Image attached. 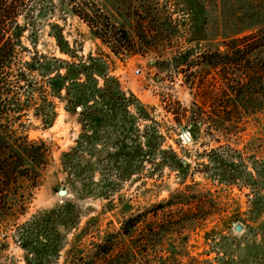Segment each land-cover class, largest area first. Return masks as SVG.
I'll return each instance as SVG.
<instances>
[{"label":"trees","instance_id":"16d2710c","mask_svg":"<svg viewBox=\"0 0 264 264\" xmlns=\"http://www.w3.org/2000/svg\"><path fill=\"white\" fill-rule=\"evenodd\" d=\"M46 2L0 0V255L8 249V238L12 237L24 250L25 264H60L62 258V264H188L191 261H182L188 256L183 249L182 230L199 225L219 211L210 190L209 198L192 190L197 183L186 184L151 208L130 214L118 230H107L98 241L88 244L83 239L90 233L89 223L94 219L80 229V211L72 201L39 210L20 223L29 213L44 170L53 161L52 143L29 137L32 120L50 126L56 117L54 98L65 101L70 113L79 114L82 132L78 145L61 158L70 176L71 164H80V151L95 147L101 130L107 144L117 139L122 148L140 149L145 134L137 122L138 118L148 117L146 109L124 90L112 72L117 60L145 57L156 51L155 39L171 40L179 32L176 20L153 0H59L60 8L83 21L91 38L100 40L108 49L98 46L95 53L80 54L82 46L76 40L72 45L64 27L51 23L49 35L67 56L59 58L36 48V19L54 10L53 4V9L47 10ZM191 11L197 17L192 40L200 43L208 35L203 30L204 23ZM240 20L242 24L251 22L250 26L225 34L223 50L210 47L196 55L200 50L193 46L158 62L160 69L164 65L189 66L190 75L197 76L196 84L206 86L215 104L217 117L205 120L218 123L228 142L238 141L249 125L261 127L264 121V13L260 16L245 12ZM24 38L31 46L25 45ZM193 66H203L205 74L219 77L213 81L200 78L197 73L203 68L191 70ZM193 106L195 119H204L203 108L195 102ZM133 107L138 116L132 113ZM162 141L156 136L147 144L159 148ZM226 146L227 151L217 153L197 171L220 184L249 186L253 171L248 170L243 152L230 143ZM170 153L173 170L188 172L191 164H184V159ZM160 161L161 166L167 163L165 159ZM254 170L264 180V159ZM127 173L130 170L124 172ZM185 178L186 175L182 183ZM59 227L65 232H60ZM73 230L78 232L69 239L67 235ZM189 260L197 261L194 257Z\"/></svg>","mask_w":264,"mask_h":264},{"label":"rangeland","instance_id":"374dc122","mask_svg":"<svg viewBox=\"0 0 264 264\" xmlns=\"http://www.w3.org/2000/svg\"><path fill=\"white\" fill-rule=\"evenodd\" d=\"M153 1L177 21L178 34L171 40L155 39L156 51L145 57L136 55L124 61L117 60L112 72L124 90L132 93L146 109L148 117L138 118L137 122L145 134L142 138L144 144L138 150L122 148L117 139L107 144L101 130L95 147L83 148L79 153L82 155L80 164H71L70 176L68 171H64L61 158L64 152L78 145L82 132L79 114L70 113L65 109V101L54 98L56 117L53 123L44 126L40 120L33 119L28 131L30 138L52 143L53 161L44 170L42 184L34 192L29 213L21 218L20 223L39 210L72 201L80 211V229L94 219L89 223L90 233L83 239L88 244L91 240L98 241L107 230H118L121 221L130 214L151 208L171 193L184 189L186 184L197 183L192 190L200 191L202 198H209L207 191L210 190L218 202L219 211L199 225L182 230L183 249L188 253L182 261H191L188 264H264V211H253L256 208L264 210V180L254 170L264 159V121L261 127L249 125L237 143L226 141L218 123L205 120L217 117L215 104L209 99L206 86L196 84L197 76L190 75L189 66L158 67L161 60L193 46L200 50L196 55L210 47L223 50L225 34L250 26L251 22H240V15L247 12L262 16L264 0ZM51 4L54 10H49L48 16H40L35 22L37 50L67 58L59 51L55 38L49 35L51 23L64 27V34L72 45L76 40L78 46H82L80 54L95 53L98 46L108 50L100 40L91 38L83 21L60 8L59 0H47V10L53 9ZM191 10L204 23L203 30L208 35V39L200 43L192 40V28L197 17ZM24 43L31 46L28 38H24ZM201 67L203 69L197 73L200 78L205 76L212 80L219 77L217 74H205L203 66H193L191 70ZM136 70L139 72L136 73ZM194 102L203 108L204 119H195ZM131 111L138 116L134 107ZM184 133H188L191 140H186ZM156 136L158 141L163 139L162 145L159 148L156 144L148 146L147 141L156 139ZM228 143L243 152L248 170L253 171L249 186L220 184L197 171L198 166L201 168L217 153L227 151ZM164 150L166 153L162 152ZM170 152L191 164L188 172L173 170L169 165L173 160ZM161 159L167 160L163 166ZM156 162H159L158 166H155ZM126 170H130V174H124ZM185 175V182L182 183ZM61 188L68 189V196H59ZM235 224H242L244 230L237 232ZM59 228L60 232H65L63 227ZM71 232L67 235L69 239L78 230ZM8 242V249L0 255V264H25L24 250L12 237L8 238ZM190 257L197 261L189 260ZM62 263L63 258L60 259Z\"/></svg>","mask_w":264,"mask_h":264},{"label":"water","instance_id":"95a60500","mask_svg":"<svg viewBox=\"0 0 264 264\" xmlns=\"http://www.w3.org/2000/svg\"><path fill=\"white\" fill-rule=\"evenodd\" d=\"M78 110H80V107L78 108ZM184 138H186V140H188V141L191 140V138H190V136L188 135V133H184ZM183 163L186 164L187 161L184 160ZM58 194H59V196H61V197H66V196H68L69 192H68V189H66V188H61V189L58 190ZM235 230H236L237 232H242V231L244 230V227H243L242 224H235Z\"/></svg>","mask_w":264,"mask_h":264},{"label":"built area","instance_id":"2783aa9c","mask_svg":"<svg viewBox=\"0 0 264 264\" xmlns=\"http://www.w3.org/2000/svg\"><path fill=\"white\" fill-rule=\"evenodd\" d=\"M139 72V70H136V73H138Z\"/></svg>","mask_w":264,"mask_h":264}]
</instances>
